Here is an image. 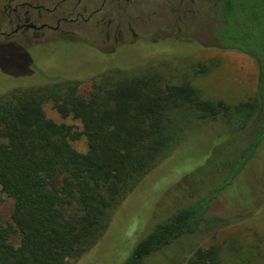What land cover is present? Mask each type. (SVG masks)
<instances>
[{"label":"trees","instance_id":"obj_1","mask_svg":"<svg viewBox=\"0 0 264 264\" xmlns=\"http://www.w3.org/2000/svg\"><path fill=\"white\" fill-rule=\"evenodd\" d=\"M220 2L219 48L249 56L257 68L254 94L238 103L204 97L189 73L150 65L101 73L86 92L77 80H60L0 94V187L12 200L9 220L0 222V264L81 259L103 238L114 210L201 122H221L225 136L189 174L199 180V194L153 223L122 264H146L226 224L210 210L264 139V0ZM47 104L81 127L49 118ZM81 138L85 152L72 146ZM165 264H223L221 247L176 248Z\"/></svg>","mask_w":264,"mask_h":264},{"label":"rangeland","instance_id":"obj_2","mask_svg":"<svg viewBox=\"0 0 264 264\" xmlns=\"http://www.w3.org/2000/svg\"><path fill=\"white\" fill-rule=\"evenodd\" d=\"M126 10L120 16L125 27L124 43L114 52L98 49L105 45L104 35L87 31L85 25L73 29L80 41L76 43L47 35L27 42L14 36L9 44H0V94L15 87L43 86L60 80H77L80 90L86 92L101 73L137 70L147 65L170 68L179 76L189 73L204 97L232 104L254 94L257 68L253 59L220 49L214 37L219 23L214 0H135L134 9ZM126 22L131 23L133 32L126 28ZM198 66L209 72L190 73L192 67ZM44 109L55 122L81 127L76 120L61 118L50 104ZM224 136L221 122L195 124L184 142L114 210L103 238L71 264H122L153 223L199 194V180L190 179L189 174ZM72 146L79 152L87 150L83 138L72 142ZM11 207V198L0 187V222L9 220ZM209 214L224 218L226 224L215 233L185 238L151 256L146 264H165L173 249L183 252L197 244H218L223 264H264V139L254 158L221 193ZM14 242H18L17 236Z\"/></svg>","mask_w":264,"mask_h":264},{"label":"flooded vegetation","instance_id":"obj_3","mask_svg":"<svg viewBox=\"0 0 264 264\" xmlns=\"http://www.w3.org/2000/svg\"><path fill=\"white\" fill-rule=\"evenodd\" d=\"M214 3L220 22L221 2ZM134 5L135 0H0V44H9L14 36L27 42L47 35L76 43L80 41L73 29L85 25L87 31L104 35L105 45L98 49L114 52L124 43L125 27L120 16L127 13L126 7L134 9ZM126 28L133 32L130 22H126Z\"/></svg>","mask_w":264,"mask_h":264}]
</instances>
